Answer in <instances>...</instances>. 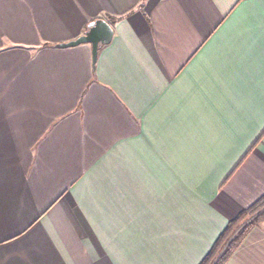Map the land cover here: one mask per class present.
I'll list each match as a JSON object with an SVG mask.
<instances>
[{
  "label": "crops",
  "instance_id": "crops-1",
  "mask_svg": "<svg viewBox=\"0 0 264 264\" xmlns=\"http://www.w3.org/2000/svg\"><path fill=\"white\" fill-rule=\"evenodd\" d=\"M142 1L0 0V264H200L264 194V0Z\"/></svg>",
  "mask_w": 264,
  "mask_h": 264
},
{
  "label": "trees",
  "instance_id": "trees-1",
  "mask_svg": "<svg viewBox=\"0 0 264 264\" xmlns=\"http://www.w3.org/2000/svg\"><path fill=\"white\" fill-rule=\"evenodd\" d=\"M144 2L145 0L137 7L140 12L143 11ZM121 19L122 17L110 18L113 24ZM263 219L264 194L226 224L200 264H225L230 254L240 246L248 232L257 227Z\"/></svg>",
  "mask_w": 264,
  "mask_h": 264
},
{
  "label": "water",
  "instance_id": "water-1",
  "mask_svg": "<svg viewBox=\"0 0 264 264\" xmlns=\"http://www.w3.org/2000/svg\"><path fill=\"white\" fill-rule=\"evenodd\" d=\"M113 36L111 26L103 19H95L88 23L84 33L67 43L57 44V48L76 47L81 44H89L91 47L92 64H95L98 50L107 45Z\"/></svg>",
  "mask_w": 264,
  "mask_h": 264
}]
</instances>
